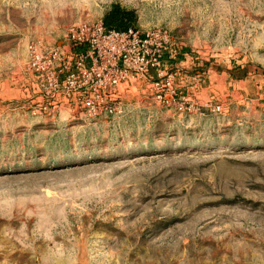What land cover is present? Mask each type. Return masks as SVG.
<instances>
[{"label": "rangeland", "instance_id": "rangeland-1", "mask_svg": "<svg viewBox=\"0 0 264 264\" xmlns=\"http://www.w3.org/2000/svg\"><path fill=\"white\" fill-rule=\"evenodd\" d=\"M113 3L171 32L172 97L33 115L29 44ZM0 264H264V0H0Z\"/></svg>", "mask_w": 264, "mask_h": 264}, {"label": "built area", "instance_id": "built-area-1", "mask_svg": "<svg viewBox=\"0 0 264 264\" xmlns=\"http://www.w3.org/2000/svg\"><path fill=\"white\" fill-rule=\"evenodd\" d=\"M173 45L162 26L117 30L106 29L102 19L73 22L60 44H29V109L33 115L61 108L81 110L89 118L114 115L120 112L117 87L137 80H152L155 97L170 99L173 75L165 70L176 58Z\"/></svg>", "mask_w": 264, "mask_h": 264}, {"label": "trees", "instance_id": "trees-1", "mask_svg": "<svg viewBox=\"0 0 264 264\" xmlns=\"http://www.w3.org/2000/svg\"><path fill=\"white\" fill-rule=\"evenodd\" d=\"M137 15L133 9L120 6L118 3L110 5L103 14L102 22L106 29L124 30L129 27H136Z\"/></svg>", "mask_w": 264, "mask_h": 264}]
</instances>
